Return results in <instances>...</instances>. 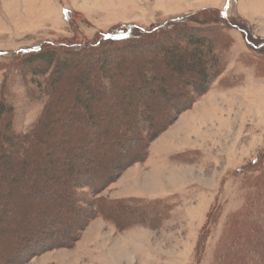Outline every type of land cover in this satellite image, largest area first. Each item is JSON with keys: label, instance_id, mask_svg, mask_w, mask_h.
<instances>
[{"label": "rangeland", "instance_id": "374dc122", "mask_svg": "<svg viewBox=\"0 0 264 264\" xmlns=\"http://www.w3.org/2000/svg\"><path fill=\"white\" fill-rule=\"evenodd\" d=\"M239 6L240 13L237 0H0V104L4 109L0 111V146L7 138L2 128L24 136L41 121L51 99L50 123L42 127L49 137L37 148L59 160L48 171L46 166L31 165L26 177L12 181L22 169L17 151L23 145L5 147L11 159L0 160L3 255L13 252L11 247L22 240L28 226L51 218L64 223L63 242L80 230L77 239L72 246L43 250L22 264H219L217 255L233 264V254L239 257L243 251L249 260L253 258L250 252L264 241L257 240L249 227L244 229L247 239L232 247L225 241L219 250L218 246L230 219L256 193L249 180L244 184L239 171L251 170L259 157L264 166V47L251 51L242 34L228 26L220 32L214 29L215 35L208 29L197 33L188 29L189 34L167 28L172 20L187 15L214 25L220 12L232 24L246 26L253 41L264 43V0H242ZM121 25L126 27L119 29ZM136 29L148 34L138 37ZM128 34L135 35L124 41ZM188 36L194 42L212 43L214 53H220L222 70L199 97L187 86L197 80L195 73L174 71L172 66L178 60L194 62L190 51L195 46L187 44ZM118 37L123 41L111 42ZM43 43H76L98 51L88 56L57 53L52 65L15 59L20 51ZM200 50L208 63L205 48ZM91 89L94 93L89 98ZM181 95L193 103L185 111L173 112V99ZM148 120L163 131L145 146L140 162L126 168L120 161L116 167L109 164L113 168L109 175L118 176L98 194L113 202L132 201L133 216L122 220L143 224L118 231L111 222L89 215L91 193L86 189L71 193L53 179L66 180L79 169L81 161L67 154L68 149L97 147L91 155L95 162L108 160L115 152L108 133L121 136L127 132L123 128L134 127L128 133V147L134 149L149 127ZM151 145L158 162L170 146L174 152L165 156L168 168L162 174L131 181L130 188L138 187L148 197L125 199L110 193L109 187L134 166H140L142 175L149 171ZM64 170L69 171L63 174ZM39 177L58 191L30 197L32 180ZM259 190L264 193V188ZM160 193L161 197H150ZM45 203L52 207L44 209ZM77 206L78 217L73 213ZM262 220L252 218L244 224L256 223L264 233Z\"/></svg>", "mask_w": 264, "mask_h": 264}, {"label": "trees", "instance_id": "16d2710c", "mask_svg": "<svg viewBox=\"0 0 264 264\" xmlns=\"http://www.w3.org/2000/svg\"><path fill=\"white\" fill-rule=\"evenodd\" d=\"M217 14L219 18L218 21L214 23V25H208L202 22L199 23L197 22V20L192 19L193 15H187L172 20L170 24L167 26V28L169 30L170 29L172 30L173 27H176L179 33H181L182 31L189 33L188 29H192V32H196V33L201 31H206L208 29L206 32L212 33L214 32V29L219 30L220 32L221 31L220 28L227 29L226 26H228L229 28L238 30L242 34L245 44L249 47L251 51L257 52L263 49L264 43L259 44V42L253 41L252 37L249 38L247 27L245 26V24H244L245 28L240 27L237 24H232L231 22L232 20L226 18L220 12H217ZM66 17L68 19V14L66 15ZM211 26L213 28H211ZM124 27L126 26L121 25L119 29ZM157 30L158 29H155L153 30V32ZM134 33L138 37H142V38L146 37L145 34H148L147 31H142L139 29H136ZM135 34L133 35L128 34L127 36L125 35L124 38L126 39L124 41L129 39L131 41V39H133L132 37ZM186 38H187L186 42L189 46H195L194 48L195 50L190 51L191 53L190 55L193 58L194 62L186 63L184 60H178L173 62L172 66L174 68V71L179 70L181 73H185V72L195 73L197 80L194 83H189V85L187 86L193 88L194 92L196 93V96L199 97L204 95L209 90V87L215 82V79L219 76L220 71L222 70V67L220 66L218 60V57L220 56L218 54L220 53L218 54L214 53L215 49L212 43H208L205 40L203 41L199 40V42H194L192 41V38H190V36ZM103 40L106 41L105 38ZM121 40L122 39L118 37L117 39H114L111 42H121ZM97 46H99V44H97ZM204 48L206 54L209 57L208 63L205 61V58L202 59L203 57H201L202 53L200 49L203 50ZM96 51L98 50L90 49V48L87 49L86 47H82L76 43H64L60 46H55L49 43H43L42 45H40L35 49L20 51L15 59H22V58L26 59L24 63L40 62V63H46L48 65L50 64L52 65L53 59L57 53H66L69 56L71 55L75 56L78 53V54H85L88 56ZM93 93L94 92L91 89L89 91L88 97L90 98L93 95ZM175 99H176L175 106H173L174 108L172 107L171 110L173 112L176 111V113L185 111L193 103V101L189 99L186 100V98L182 95L177 96L176 98L174 97L173 100ZM51 104H52V100L50 99L47 102L44 111L41 115V119H40L41 121H39L34 128H31L30 131L24 136L13 134L11 130H9V128H2L4 130L3 132L7 135V138L5 139V143H3L4 145L0 146V160L11 159L9 155L4 152L5 147L9 148L14 146L15 144L19 145L21 143L23 145V147L19 148V150L17 151V155L20 156L19 165L21 166L22 169L19 171V173H14V175L11 178L12 181H15L17 178L22 176L26 177L28 175V171H26V169L31 165H36V163L43 165L44 167L46 166L45 171H48L50 168H52V166L54 167V165L59 164V160L56 157L54 158L49 157L48 155L50 153H42V151H40V149L37 148L40 144L42 145L43 138L45 139L46 136L49 137V133L46 131H42L45 129L42 127L43 125H46L47 122L50 123L49 122L50 117L47 114ZM3 110L4 109L0 104V111ZM149 122H150V124L148 125L149 127L147 126L148 128H144L145 130L143 136H141L142 138L140 140L141 142H139V145L134 146L135 147L134 149L128 147V139H130L129 138L130 134L128 133L134 127L123 128L124 131L127 130V132L121 134V136L114 133L111 134L108 133L109 135H107L108 137L107 141H109L110 144L114 146V150H115V152L112 154V156L109 157L108 160L98 159L95 162V159H93L91 155L93 153L95 154L97 147L77 148V150L76 149L72 150L71 148L68 149L67 154L73 153V156L77 157L78 161H81V163H79V169L75 170L76 174L71 175V177H69L66 180L59 178L58 176H56V178L53 179L54 181L59 182V184H61V186H63L64 189L71 190V193L74 192L76 193V191L78 192L81 189H86L89 193L93 195V199L90 202V206L92 207V209L91 212H89V215H91L92 218L100 217L103 218L104 221L106 222H111V224L118 231H123L135 225L143 224L142 221L138 222L139 220H137V222H133L131 219L128 220V222L125 221L124 223V220H126L127 216H133L134 210L131 205L132 201L113 202L107 200L106 198L98 197L99 196L98 194L106 186L110 185L112 181H114L118 176L117 174L112 177L109 175V171H112L113 169L109 164L114 163L116 167L119 166L118 162L120 161L121 162L120 166L126 168L130 166L132 163L140 162L142 160V157L145 156L144 154L146 150L145 146L148 143H150L152 140H154L163 131L164 128H156L155 126H153V124H151V120ZM139 131H143V129L140 128ZM127 153L129 157H127V159H124V156H127ZM252 164L253 166L251 167V170L245 168L244 170H240L239 174L244 175L243 178L244 184H246L248 180L250 181V185L249 184L248 185L251 188H253L256 191V193L253 195V198L247 197V200L243 208L241 209V212L235 214L230 219L227 228L225 230V233L222 235L219 241L218 250L219 247L220 248L222 247L224 241L225 243H227L228 246L232 247L237 243V241H240L242 238L247 239L248 237H246L245 235V230H247L248 227L254 233L257 240L264 241V235H263L264 233L261 232V229L259 228L258 224L253 223L251 225H246V226L244 224L245 221L250 220L252 218L255 219L262 218L263 219L262 224L264 225V205H262V202L264 201V193H261V191L259 190L261 188H264V166L260 165L262 164V159L260 160V157L257 158L256 161H254ZM62 165H65L64 160L62 162ZM64 171L62 172L63 174L68 173L69 170L65 172ZM58 173L60 172H57V174ZM46 184L47 183L44 178L39 177L32 180V185L31 188L29 189L28 195L34 198L35 197L43 198L46 197L45 195H47L48 192L54 193L58 191L53 187L49 188ZM80 192L81 191H79V193ZM42 205L44 209L48 210L49 208L52 207V205H56V202L52 200V205L47 203ZM80 211H81L80 206H77L76 208H74L73 213H75L76 217H78V215L81 214ZM240 217L242 218L241 220ZM50 219H46L48 220V222L44 224L37 221L35 222V224L32 225L31 228L30 226H28L29 231L26 233L23 232V235L20 238V240L21 239L22 240L19 243H17L15 246L11 247L13 248V252H9L7 255H3L0 251V264H22L33 259L43 250L48 252V251L58 250V248L65 247L67 246V244L72 246L75 240L77 239L75 236L76 234L78 236L80 230H76L77 232H73L71 237H69V240L63 242L65 240L62 239V233H64L63 232L64 228H66L64 223L57 224L55 220L51 222ZM53 223H55V226ZM54 235H57L58 238L53 239ZM12 253L13 255H11ZM245 254L247 255V252L245 251L240 252L239 257L233 254L231 262L233 264H244L243 259H246L248 261L247 264H257V263L264 264V242H262L260 246H258L252 252H250V254L253 256L251 260H249V257H247ZM219 257L220 256L218 255L216 257L219 264H230L229 261H225L226 259L222 260Z\"/></svg>", "mask_w": 264, "mask_h": 264}, {"label": "crops", "instance_id": "0c3cea01", "mask_svg": "<svg viewBox=\"0 0 264 264\" xmlns=\"http://www.w3.org/2000/svg\"><path fill=\"white\" fill-rule=\"evenodd\" d=\"M242 0H237V8L238 10H236L237 13H240V2ZM171 148L169 149V151H165L164 153H161V155L159 156L160 161H157V154H155V152H152V145L150 148V157L149 160L151 161V168L149 169V171H145L142 175V173L140 172V166H134L131 170L127 171V175L121 177L117 182H115L112 186L109 187V192L110 193H114V194H118L117 197L119 198H125V199H139V198H146L148 197V193L144 190H141L140 188L136 187V189H134V187L130 188V184L131 181H139L142 180L143 178L145 179V177L148 175L154 176V175H160L162 174V172L164 170H166L168 168V165L165 164V159L167 156L170 155V153L174 152V147L170 146ZM167 155V156H166ZM166 156V157H165ZM167 165V166H166ZM146 170V169H145ZM154 174V175H153ZM160 178L162 177H156V179L160 180ZM153 179V178H152ZM120 194V195H119ZM161 194H154L150 197L155 198V197H161Z\"/></svg>", "mask_w": 264, "mask_h": 264}]
</instances>
